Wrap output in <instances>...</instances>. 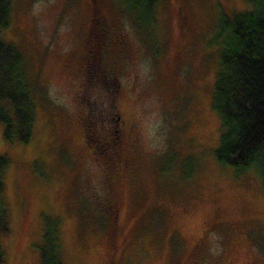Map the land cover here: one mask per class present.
I'll return each mask as SVG.
<instances>
[{
    "label": "rangeland",
    "instance_id": "374dc122",
    "mask_svg": "<svg viewBox=\"0 0 264 264\" xmlns=\"http://www.w3.org/2000/svg\"><path fill=\"white\" fill-rule=\"evenodd\" d=\"M133 7L11 0L0 39L22 57L34 121L25 143L0 123L2 264H38L55 241L64 264H264L259 174L217 161L211 106L219 21L248 0ZM116 109L129 142L113 160L89 140Z\"/></svg>",
    "mask_w": 264,
    "mask_h": 264
},
{
    "label": "trees",
    "instance_id": "16d2710c",
    "mask_svg": "<svg viewBox=\"0 0 264 264\" xmlns=\"http://www.w3.org/2000/svg\"><path fill=\"white\" fill-rule=\"evenodd\" d=\"M134 11L142 4L152 11L155 0H122ZM135 2V3H133ZM249 11L219 21L217 71L211 106L219 117L215 157L236 174L255 168L264 190V0H248ZM11 0H0V29L10 23ZM135 12V11H134ZM17 48L0 39V123L7 140L28 141L34 104ZM7 159L0 156V235L8 231V214L1 198ZM55 241V239H54ZM3 252L0 247V264ZM38 264H64L59 246L46 245Z\"/></svg>",
    "mask_w": 264,
    "mask_h": 264
},
{
    "label": "flooded vegetation",
    "instance_id": "af4514ba",
    "mask_svg": "<svg viewBox=\"0 0 264 264\" xmlns=\"http://www.w3.org/2000/svg\"><path fill=\"white\" fill-rule=\"evenodd\" d=\"M94 13H95L94 9H92L90 11V20H95ZM182 28H184V32H181V36H184L186 33V29L184 26H182ZM95 45L96 44H93L90 47V49H92ZM179 50H182V48H180ZM84 55L87 56V54H84ZM106 95L110 96V94H106ZM112 102H113L112 100L108 101L109 104H113ZM108 118H109L108 123H107L108 125L105 128L100 129L101 131L100 130L93 131L91 129L90 140L87 136V132L85 131V136H84L85 142L88 144L87 140H89L90 144H93L94 149L98 151L99 153L104 152L105 154H107L108 150H113V157L111 156V154L109 155V157L112 158L113 160L116 157L120 159V157H122L121 156L122 148H125V146L127 145V142H129L127 139V137L129 138V129L124 126V123L120 118V113L119 111H117V109L114 110L112 113H110L108 115ZM84 130H85V127H84ZM129 157L130 158L123 157L124 159L122 160L123 161L122 165L129 166L132 164L133 157L132 156H129ZM215 226H219L218 223H216ZM201 242L202 241L195 244V247L193 248L191 255H195V254L198 255L202 247V245L200 244Z\"/></svg>",
    "mask_w": 264,
    "mask_h": 264
}]
</instances>
